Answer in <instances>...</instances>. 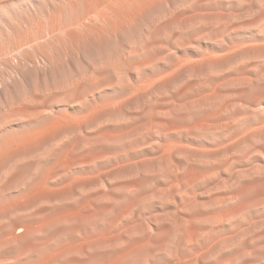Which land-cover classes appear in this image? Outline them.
Returning <instances> with one entry per match:
<instances>
[{
    "label": "rangeland",
    "instance_id": "obj_1",
    "mask_svg": "<svg viewBox=\"0 0 264 264\" xmlns=\"http://www.w3.org/2000/svg\"><path fill=\"white\" fill-rule=\"evenodd\" d=\"M0 264H264V0H0Z\"/></svg>",
    "mask_w": 264,
    "mask_h": 264
},
{
    "label": "bare ground",
    "instance_id": "obj_2",
    "mask_svg": "<svg viewBox=\"0 0 264 264\" xmlns=\"http://www.w3.org/2000/svg\"><path fill=\"white\" fill-rule=\"evenodd\" d=\"M97 2H98V1H97ZM110 2H111V1H110ZM103 3H104V2H103ZM106 4H107V3H106ZM97 6H98V4H97ZM103 6H104V5H103ZM108 6H109V5H108ZM104 8H106V7L104 6ZM98 9H99V8H98ZM95 12H96V11H95ZM86 15H88V14H86ZM89 16H90V15H89ZM89 16H88V17H89ZM86 17H87V16H86ZM88 17H87V18H88ZM78 18H79V17H78ZM99 18H100V17H99ZM88 20H89V19H88ZM86 21H87V20H86ZM91 21H92V20H91ZM82 22H83V21H82ZM79 25H80V24H77L76 28H77ZM49 29H50V28H49ZM70 29H71V28H70ZM74 29H75V28H74Z\"/></svg>",
    "mask_w": 264,
    "mask_h": 264
}]
</instances>
